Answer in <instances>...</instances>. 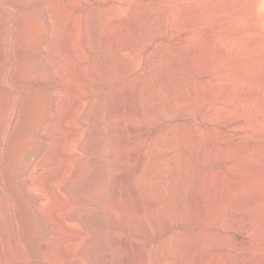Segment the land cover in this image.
I'll return each instance as SVG.
<instances>
[{
    "label": "rangeland",
    "instance_id": "rangeland-1",
    "mask_svg": "<svg viewBox=\"0 0 264 264\" xmlns=\"http://www.w3.org/2000/svg\"><path fill=\"white\" fill-rule=\"evenodd\" d=\"M152 5L155 6H153L155 10L149 13L150 9H148L133 24L132 18L135 16L133 14L134 17L131 18L130 13H134L135 9L140 7L147 8L146 6L151 7ZM131 8L135 9L132 11ZM241 11L243 13L240 14ZM126 17L132 21H130L131 24L128 19L129 27L125 25L127 24ZM122 18L126 19V23H123ZM118 20L122 22L120 23ZM161 20L164 21V24ZM142 22L144 26L141 24ZM256 24H261L264 29V0H6L3 5L0 4V35L5 34L4 30L8 26H11L14 31L11 39L0 42V52L2 53L9 45L20 46L19 44H21L20 51L15 50L16 52L11 53L13 56L10 55V57L2 59L0 64V105L7 103L8 109L16 110L17 108L16 112L19 110L17 113L20 117L15 116L13 127L2 142L3 144H0V147L2 146L0 148V194L3 193L6 196L14 214L13 223L8 212L0 206V264H48L49 255L47 259V253L44 254L41 248V243L45 242L46 239H49L52 245L63 242L62 246L67 245L65 247L67 250L69 249V252H64L67 255L63 256L62 252L57 263L94 264V260L85 261L81 257L78 258L79 255L75 253L76 251L71 245L75 247L77 243L82 242L90 234H94L98 240L104 239V241H111V238L116 234L113 230L103 228L91 233L79 223L74 225L65 223L64 214L74 210L80 211V207L89 211L87 212L89 217L97 215L98 210L104 206L103 195L106 188L102 182H98L90 194L87 193V195L77 197V199L65 195L67 193L64 194L58 185L60 181L68 179L71 169L74 166L77 167L78 163L82 172L74 181L72 188L76 191L83 190L96 168L113 162L116 156L114 151L105 153L97 147L94 150L86 149L83 151L73 148L72 151L67 148V145L79 140V138L81 139L79 141L92 139L95 145L102 141L105 135L102 127L105 126V123H112L114 120H106L105 122V119L99 118L100 106L106 99L105 92L107 90L108 92L112 91L117 86L124 88L123 100L131 102L145 115V117H137L138 129L135 133V144H130L131 147L128 145L125 149L126 152L128 151L127 153L133 147L139 149L135 157L132 158L131 166L125 169L126 173L132 171L136 175L132 176L133 193L128 192V194L135 196L132 202L134 214L129 221L136 233L134 235L132 233L127 234L131 242L135 240L133 242L135 243L138 240V244H140L136 243L134 247L136 255H140L145 249L153 247L166 231L172 232V224L164 217L155 215V209L152 211L151 208H156L157 204L150 194H179L180 191V194H188L187 205L192 203L193 194L196 192L199 194L204 190L205 193L203 194H242L244 192L243 188L241 189L244 177V158L242 155L231 158V151L243 139H240L238 134L227 132L224 130L225 128L219 125L215 126V133H213L210 130L213 124L210 122V116L207 115L189 116L188 128H186V133L183 136L186 144L176 150L177 153L186 152L184 154L188 155V159L191 157L189 159L191 161L188 159L185 162L176 160V163L173 162L175 164L171 165L173 170L170 169L173 174L175 171L177 172L175 173L176 176L174 174V177H170L167 169L163 173L164 175L162 174L164 177L162 175L157 176L150 185L151 170H153L151 165L153 166L156 157H153L150 148L147 147L150 146L149 143L160 125L149 118L151 117L149 113L152 111V105L151 100L148 101L147 99L146 90L149 87L148 79L151 71L146 66L148 63H154L155 59L162 53L168 54L170 56L169 62L164 64L162 68L160 67V75L163 79L158 81L160 82L158 85H174L181 78L182 85L179 90L191 88L193 96H198L199 87L205 83L206 87L207 85L212 87L210 83L215 85L217 89L213 87V91L217 93L221 88L232 83L231 80L235 73L243 70V58L255 59L260 64L262 59L264 61V47L258 46L259 44H255L256 46L247 44L242 39L248 35L249 38H252L250 40L254 41V38L258 40L259 32H257ZM146 28L151 32L157 29L156 33L153 31L157 37H149L148 33L150 32ZM252 30L256 35H253ZM145 32H148V35ZM55 40L60 42L55 43L57 42ZM135 40H139L140 44H136ZM246 46H253V49ZM246 52L251 53V55L249 53L245 55ZM190 62L193 64L192 67ZM229 64L237 67H231ZM262 65L264 66V62ZM94 66L97 75H93L91 72ZM196 68L198 69L196 70ZM176 69L177 71H175ZM166 70L167 72H164ZM8 71L10 76L12 75L11 78L14 79L11 80L12 82L5 81L3 76ZM246 71L248 72L249 69ZM231 72L234 73L231 74ZM178 91L175 94L165 91L163 99L173 100L179 93ZM127 95L130 96V100ZM107 104L112 108V101L106 100ZM190 104L191 98L186 99V102L181 104L180 111L182 108L189 110ZM55 113L62 117V123L52 133L47 128L50 120L57 116ZM246 140L252 147L254 143L248 138ZM219 148L221 149L219 150ZM46 150H57L58 155L56 157L59 159L56 158L57 161L51 166L45 167L44 171L43 169L37 170L39 159L40 161L43 160ZM144 155L147 159L144 158ZM80 161H83V164ZM67 167L70 169H68L69 171H67ZM176 168L177 170H175ZM36 170L40 172L38 173ZM230 174L233 176L231 177ZM40 177L44 178L45 185L34 183L36 178ZM247 177L252 180L253 174ZM203 178L208 182L203 184ZM225 179L227 180L226 183ZM173 182H177L176 185ZM179 184L181 185L180 188ZM174 186L177 188L175 189ZM220 189L222 190L220 191ZM54 193L57 196L56 202L60 207L59 212H57V219L62 224L64 222L66 226H62L61 229L63 230L60 233L58 227L61 226L54 221L52 222V218L46 213L47 203H40L41 207L38 203L40 196H43L46 202L51 201L52 196L50 194ZM135 198L138 199L135 200ZM37 205L40 209L37 208ZM42 205L46 207L44 208ZM146 207L149 209L148 212ZM152 214L154 218L151 216ZM194 222H187L188 225H191L188 226L186 223L185 229L182 227V230L189 233L188 237L195 240L196 246L185 254H176L177 260H191V264H204L206 257L213 253L217 264H244L258 250L255 245L244 246L243 237L237 239L224 231H221V243L216 242L215 239L209 241L205 231L198 227L195 230L189 228L195 224ZM236 226L234 224V227ZM14 227L18 230L19 239L22 240H20L22 252L19 250L18 252L14 246L16 237ZM177 231H175V235ZM154 240H156L155 243ZM97 248L99 249H97L96 254L99 257L107 252L114 254L118 252L117 249H109L106 246ZM124 249L128 251L126 247ZM139 255H137L138 264H147V257L141 255L140 257ZM218 258L221 259L218 260ZM261 264H264V259Z\"/></svg>",
    "mask_w": 264,
    "mask_h": 264
},
{
    "label": "bare ground",
    "instance_id": "bare-ground-1",
    "mask_svg": "<svg viewBox=\"0 0 264 264\" xmlns=\"http://www.w3.org/2000/svg\"><path fill=\"white\" fill-rule=\"evenodd\" d=\"M4 1H6V0H4ZM4 1L1 0L0 4L3 5ZM139 6H140V4H139ZM153 6L154 5H152L151 7L146 6L147 8L140 7L138 9H135L136 8L135 7L134 13L133 12H132V14L130 13V15H132L131 18L135 16V18H132L133 24H135L137 22L138 18H140V16L143 15L144 13H146L148 9H150L149 13H152L153 10H155L154 9L155 6L154 7ZM131 9H132V11L134 10L133 8H131ZM242 11L239 13L240 14L243 13ZM246 12H248V11H246ZM133 14H134V16H133ZM247 18H248V16H247ZM118 19H121V18H118ZM126 19H127V17H126ZM126 19H123V23L125 22ZM128 19H129V23H131L132 22L131 19L129 17H128ZM128 19H127V24H125V25H127L126 27H129ZM163 20H164V18H163ZM163 20H161L162 23L164 22ZM245 20H247V19L245 18ZM257 21H258V19H257ZM118 22L121 23L122 21L118 20ZM158 22H160V21L158 20ZM141 24H143V22ZM143 26H144V24H143ZM148 26H149V24H148ZM243 26H242V28H243ZM247 27H250V26H247ZM262 27L263 26H261V24L256 26L257 32H259L258 40H256L254 37H253L254 41L250 40L251 37L249 38L248 35L244 36V38H242V39H244L247 44L248 43L254 44V45L259 44L258 46L261 45L262 47H264V29ZM256 28H254V29H256ZM147 29L148 28H146V30ZM245 29H246V27H245ZM248 30H249V28H248ZM4 31H5V34L0 35V42L1 41L3 42V40L8 41L9 39H11V37H13L12 35H14V31H13V28L11 26L10 27L8 26V28ZM153 31L156 33L157 29L153 30ZM153 31L151 32L149 30L150 33H148V32H145V33L146 34L148 33L149 37L155 38L157 36L153 33ZM252 31H253V35H254L255 32H254V30H252ZM242 32L244 33V31H242ZM250 32H251V30H250ZM245 34H247V33H245ZM137 36H138V34H137ZM206 39H207V37H206ZM242 39H241V41H242ZM58 40H59V38H58ZM58 40H55V41H57L55 43L60 42ZM135 43L140 44V41L135 40ZM17 44H19V43L17 42ZM19 45L20 46H16V44H14V46L9 45L2 53L0 52V64H1L2 59L7 58L8 56L10 57V55H12L11 53H14L15 50L20 51L21 50V44H19ZM246 47L252 48L253 46H246ZM249 52H246L245 55ZM249 54L251 55V53H249ZM254 55H252V56H254ZM169 59H170V56L168 54L162 53L160 56H158L155 59L154 63H148L146 66L151 71L150 72L151 74L149 75L150 78L148 79L149 80V85H148L149 87L146 90L147 92L145 91L149 96V97L147 96V99H148V101L151 100L150 103L152 105V111L150 110L151 113H149L152 118L151 117H149V118L151 120H153L155 123L160 125L156 134L153 136V138L151 139V141L149 143L150 146L147 147L148 149L150 148V150L152 152L151 154H153V157H156L155 161L153 162V166L151 165L153 170H151L152 175L150 177V185L152 184L151 181L153 179H156L157 176L165 173L167 169H168L167 171L169 172L168 173L169 176L174 177V174L177 172L175 171V173L173 174L172 171H170V169L173 170L171 167L173 162L176 163V160L177 161L179 160L180 162H185V160L188 159V157H187L188 155L186 156L184 154L186 152L183 151V153H177L176 150H178L179 147L186 144L185 143L186 141H184L185 139H183V136L186 133L185 132L186 128H188L187 123H188L189 116L195 115V117H196V115H203V116L207 115V116H210V122L213 124L212 128L210 129L213 133H215V126L219 125V126L225 128L224 130H226L227 132L238 134L240 136V139L241 138L243 139V141H240V143L238 144L237 147H234V149H232L231 158H235V157H238L240 155H242L244 158V160H243L244 177L242 179L243 183L241 185V189L243 188L244 192L242 194H227L226 193L227 191L225 192L226 194H203V193H205L204 192L205 190H204V191H201L199 194H196L197 192L195 194H193L194 196L191 197V199L193 198L192 203L188 202L189 203L188 205L186 204V200L189 199V198H187L188 194H186V193L180 194V191H179V194H175V193L174 194H170V193L169 194H163V193H161V194H154V193L150 194L152 196V199L154 200V202L157 204L156 208H151L152 211H153V209H155V211H154L155 215H159L161 217H164L168 222H170V224H172L173 227H172L171 231L173 233L167 232V231H166L167 232L166 233L164 231L165 234L162 235L161 237H159V239L157 240L156 243H155L156 240H154V243H155L154 246L151 248H147V250L145 249V251H143L140 255L147 257V259H148L147 264H191L190 263L191 260L190 261L189 260L181 261V260H177L175 256H176V254H185L186 252H188L189 250L193 249L196 246L195 240L188 237L189 233L182 230V227L185 229V225L187 222L195 221L194 223L196 225L193 224L189 228H192L193 230H195L196 227H198L201 230L205 231L206 235H207V240H209V241H212L213 239H215V240H217L216 242H218V241L220 242V240L222 239L220 237V236H222L221 231L229 233L230 235L235 236V238H237V239H238V237H243V239H244L243 245L244 246L255 245L256 247H258V250L254 254V256H252L250 259H248L247 262L244 264H261L263 259H264V144H263V142H264V66L262 65V62H264V61L262 59L261 64H260L255 59L250 60L248 57L243 58V62H242L243 70H240L238 73H235L233 79L231 80L232 83L230 85L224 86L223 88H221L219 90V92L216 93L213 91V87H215V85H212L210 83V86H212V87H208V85L206 87V83H205V85H201L199 87V89L197 88L199 90L198 96H193L191 88L179 90L180 86L182 85V82L180 81L181 78H179V81H177L178 80V78H177V80H176L177 82L174 85L173 84H171V85H164V84L158 85V83H160L158 81L162 78V75H160V73H161L160 67L162 68L164 64L168 63ZM206 59H208V58H206ZM206 59H205V61H206ZM259 60H260V58H259ZM225 62H227V61H225ZM190 64H191V62H190ZM234 64H237V63H234ZM192 65L193 64H191L190 66L192 67ZM194 65L196 66V64H194ZM230 65L231 64H229V66ZM187 66H189V65H187ZM233 66H235V65H233ZM233 66L231 65V67H233ZM235 67H237V66H235ZM198 68H196V70ZM209 69H211V68H209ZM248 69L251 72H249V71L247 72L246 70H248ZM232 70H234V69H232ZM175 71H177V69ZM223 71H225V70H223ZM91 72L93 75H97V71L95 70V66ZM164 72H167V70ZM179 73H181V72L179 71ZM233 73L231 72V74H233ZM117 75L119 76V74H117ZM3 76L5 78V81L6 80L7 81L14 80L11 78L12 75L10 76L9 71L7 73L5 72V74H3ZM165 79H166V77H165ZM114 81H116V79H114ZM114 83L116 84V82H114ZM216 83H217V81H216ZM120 87L121 86H117L115 89H112V91H109V92L107 90L108 93L105 92L106 94L104 95V96H106L105 97L106 99L103 100V104L101 102L102 106H100V111L98 114L99 118L105 119L104 120L105 122H106V120H111V119L114 120L112 123H108V122L105 123L104 124L105 126L102 127L104 130V133H105L104 138H102V141L98 145H95V142L92 141V139L89 141H85V140L79 141V140H81L79 138V140L76 139L77 141H75V142L70 141L71 143H69L68 145L65 143V145L68 146L67 148H70L71 150L73 148L80 149L82 151L86 150V149H89V150L93 149L94 150V148L97 147V148L102 149L105 153H111L112 151H114L116 153V156L114 157L113 162L111 164H108V163L103 164V166L96 168L94 170L92 176L89 178L88 182L86 183V186L83 188V190H77L76 191L72 188L74 181L78 178L79 174H81V172H82L80 166H78V163L76 165L77 167L74 166V168L71 169L68 179L60 181V183L58 185L59 186L58 188L64 194L67 193L65 195L69 196L72 199H74V198L77 199V197L85 196V195H87V193L90 194L92 188H94L98 182H102V184H104V186L106 188V192L103 195V205L104 206H103V208H100V210H98V213L95 217H89L87 214V212H89V211H86L85 208L81 209V207L79 208L80 211L74 210V211H69L66 215L64 214L65 223L71 224V225H74L75 223H79V224L83 225V227L85 226L88 230H90L91 233L95 232V230H97L99 228L110 229V230H113L116 232V234L113 236V238H111V236H110L111 241H109V240L104 241V239L98 240L94 234H90L89 236H87V238L84 237L85 239L82 242H80L79 244L77 243V245L75 247L71 245V247H73L74 250L76 251L75 253H77L79 255L78 258L81 257V259L83 258V259H85V261L86 260L87 261L88 260L89 261L94 260L93 261L94 264H138V260H139V259L137 260V258H138L137 255H139V254L136 255L134 252V247L136 246V243L138 244V240H136V242L133 243L135 240L133 242H131L127 236V234L132 233L134 235L136 233V231L135 232L133 231L132 225L129 221V219L132 218L133 217L132 215L134 214L132 202H133V199L135 196H134V194H128V192L133 193L132 192L133 191V189H132V178L133 177L132 176L135 174H133L132 171H128V170H127L128 171L127 173L125 172V169L126 168L128 169V167L131 166V161L133 160L132 158L135 157V155L139 149H136L133 147V148H131V151L129 153H127L128 151L126 152L125 149L127 148L128 145L135 144V142H136L135 133H136V130L138 129L137 128V117H145V115H144V112L142 110H139L136 107H134L131 102H125L123 100L122 92H124L123 91L124 88L122 89V87L121 88ZM215 88L217 89V87H215ZM130 89H129V91H130ZM142 89H143V86H142ZM129 91H128V94H130ZM165 91L173 92V94H175L176 91H178L179 93L176 95V97L173 100L171 99V101H168V100L163 99ZM142 92H143V90H142ZM1 93H3V92L1 91ZM144 93H143V95H144ZM132 95H133V93H132ZM127 96H126V98H127ZM144 96H146V95H144ZM128 98L130 100V96H128ZM188 98H191V104L189 105L190 106L189 110H185V109L183 110V108H182V111H180L181 104L183 102H186V99H188ZM106 100L112 101L113 105L112 106L110 105L112 108H110L108 104H107L108 105V107H107ZM3 102H4V100H3ZM3 104H5V105H0V144H3L2 142L5 140L6 136H8L7 134L9 133V131L11 130V128L13 127V125L15 123V116L16 115L18 116L17 112H19V110L16 112L17 108H16V110L15 109L13 110L12 108H11L12 110H10V108L8 109V106L6 105L7 103H3ZM85 106H86V104H85ZM90 107H91V105H90ZM85 109H87V107H85ZM143 109H144V107H143ZM55 115H57V114L55 113ZM83 120H85V119H83ZM50 121L51 122L49 123L47 129L49 130V132L52 131V133H53V130L61 125L62 117L60 115H57ZM197 134H199V133H197ZM80 135H81V132H80ZM232 135L234 136V134H232ZM42 136H43V134H42ZM91 136H92V134H91ZM75 137H73V138H75ZM187 138L189 139L188 134H187ZM207 138H209V137H207ZM213 138H214V136H213ZM247 138L250 139L254 143L252 145V147L249 146L248 141L246 140ZM93 139H94V137H93ZM191 139H192V137H191ZM210 139H211V137H210ZM58 142H59V140H58ZM49 144H50V142H49ZM130 147H131V145H130ZM220 149L221 148H219V150ZM56 151L57 150H55V151L46 150V152H44L45 156H44L43 160L40 161V159H39V163L37 164V170L43 169V171H44L45 167H47L49 165L51 166L52 164H54V162L59 159V157L58 158L56 157L58 155L57 154L58 151L57 152ZM68 151L70 152V150H68ZM204 151L207 152L208 150H204ZM142 152H143V150H142ZM151 154H150V157H151ZM129 156L131 159L129 158ZM208 157H207V159H208ZM56 158H57V160H56ZM144 158H145V155H144ZM145 159H147V158H145ZM189 159H191V157H189ZM189 161H191V160H189ZM80 162H82V164H83V161H80ZM151 164H152V162H151ZM67 166H68V164H67ZM178 166H180V165L178 164ZM68 169L69 168L67 167V171L70 170V169L69 170ZM135 169H137V168H135ZM175 170H177V168ZM37 172L39 173L40 171H37ZM41 173H42V171H41ZM207 173H205V174H207ZM168 174H166V175H168ZM172 174H173V176H172ZM178 174L180 177V172ZM251 174H253V177H254V178L252 177V180H250L247 177ZM30 175H31V173H30ZM44 175H45V173H44ZM163 175H162V177H164ZM220 175H221V172H220ZM175 176H176V174H175ZM230 176H231V174H230ZM215 177H216V175H215ZM34 178H35V176H34ZM234 178H235V176H234ZM36 179L37 180L34 183H36L38 185L44 184L45 180L43 177L36 178ZM0 180H1V178H0ZM205 182H208V181H206V179L203 178L202 183L205 184ZM226 182H227V180L225 179V183ZM173 183H175V182H173ZM176 183H175V185H176ZM210 183H212V182H210ZM225 183H223V184H225ZM31 184H30V187H31ZM28 185H29V183H28ZM33 186H32V188H33ZM178 186H179V188L181 187L180 184ZM231 186H232V184H231ZM184 187H186V186L184 185ZM176 188H177V186L175 187V189ZM179 188H178V190H179ZM178 190H176V191H178ZM181 190H182V188H181ZM221 190L222 189H220V191ZM169 191H170V187H169ZM171 191H173V190L171 189ZM37 195L39 196V194H37ZM50 195L52 196L51 201L47 200L48 202H46V199L43 196L42 197L40 196V199L38 200L39 202L38 201L37 202L39 203L40 207H41L40 203H47L48 208H47L46 213L50 215V218H52L51 219L52 222L54 221L57 223V225L61 226V227L57 226L59 228L58 230L60 233L63 230V229H61L62 226L63 227H66V226H65L64 222L62 224V222H59L57 219V212H59L58 209L60 208L59 204H57V202H56L57 196L55 195V193L50 194ZM136 199H138V198H135V200ZM149 199H151V198H149ZM67 200H71V199H67ZM190 202H191V200H190ZM0 206H2L4 208V210L6 212H8V214L10 215L9 218L11 217V219L14 223V214L11 210L10 203L3 193L0 194ZM37 208H39L38 205H37ZM76 208L77 207L75 206V209ZM62 210H63V208H62ZM146 210L148 212L149 209H147V207H146ZM64 213H65V210H64ZM91 216H93V215H91ZM151 216L154 218L153 214ZM3 219H1V220H3ZM156 219L157 218L155 216V221H156ZM15 220H17V219H15ZM147 221H149V220H147ZM10 223H11V221H10ZM234 224L237 226L234 227ZM187 225H188V223H187ZM189 225H191V224H189ZM2 227H3V225H2ZM12 227H13V225H12ZM15 227H16V225H15ZM16 228H15L16 237H15V239L13 238L15 240L14 246H16L17 251L19 250L20 252H22V248H21V244H20L21 239H19V237H18L19 234L17 233L18 230ZM178 229H180V230L177 231ZM55 230H57V229H55ZM65 230H67V229H65ZM90 231H89V233H90ZM175 231H177L176 235L174 234ZM65 232H67V231H65ZM51 238H52V236H51ZM53 239H51V240L53 241ZM67 242H68V240H67ZM41 244H42L41 248L44 251V254L47 253L46 254L47 259H48V255H49L48 264H56L57 262H59V257L62 254V252H63V256H64V255H67L64 252L69 250V249L67 250L65 247L67 245L64 244L65 248L62 246L63 242H62V244L57 243L56 245H52L51 241H49V239L48 240L46 239V241L41 243ZM138 245H140V244H138ZM101 246H104V247L106 246L109 249L115 248L118 250V252L115 251V252H117L116 254H114L113 252H109V253L107 252L103 256L99 257L96 254L97 249H99L97 247H101ZM124 247H126L128 251H126L124 249ZM67 248H69V247H67ZM254 249H255V247H254ZM203 251H204V249H203ZM203 251L201 250V252H203ZM59 252H60V254H59ZM196 253H198V252H196ZM212 254L210 253L206 257V259L204 258L205 259L204 264H217V263H215L216 258H214V256ZM42 256H44V255H42ZM198 257H199V255H198ZM221 257L223 258V256H221ZM27 258H28V256H27ZM66 258H64V259H66ZM219 259H221V258H218V260ZM66 263H68V262H66ZM57 264H59V263H57ZM60 264H63V263L60 262Z\"/></svg>",
    "mask_w": 264,
    "mask_h": 264
}]
</instances>
